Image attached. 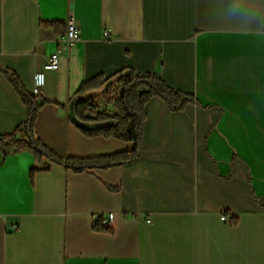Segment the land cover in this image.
<instances>
[{
	"label": "crops",
	"instance_id": "0c3cea01",
	"mask_svg": "<svg viewBox=\"0 0 264 264\" xmlns=\"http://www.w3.org/2000/svg\"><path fill=\"white\" fill-rule=\"evenodd\" d=\"M71 16L80 40L67 47ZM2 69L30 95L45 71L36 134L62 157L135 149L70 118L94 78L157 75L196 103L151 99L141 155L121 166L0 153V264H264V0H0V138L28 120Z\"/></svg>",
	"mask_w": 264,
	"mask_h": 264
},
{
	"label": "trees",
	"instance_id": "16d2710c",
	"mask_svg": "<svg viewBox=\"0 0 264 264\" xmlns=\"http://www.w3.org/2000/svg\"><path fill=\"white\" fill-rule=\"evenodd\" d=\"M44 25L61 28V25L55 23ZM2 70L9 76L20 94L28 110V120L13 134L0 138L1 157L29 152L38 161L47 158L53 163L78 173L92 169H108L137 160L141 155L145 106L154 97L165 100L173 111L183 110L189 104L196 103L193 95L173 90L157 75L137 76L130 73L118 79L112 77L106 80L102 77L94 78L86 82L77 96L71 100L74 103L76 121L71 116L70 118L86 136L102 135L106 138L133 142L135 149L131 152L93 158L62 157L47 148L36 134L37 114L45 105V101H40L38 97L30 95L13 72L7 69ZM117 87L122 88V96L112 98L113 94H117ZM101 98H105L107 104L115 106L117 110L115 115L110 116L101 111ZM42 169L48 170L49 167L44 166ZM233 222L235 223L234 219ZM93 228L96 231H109L104 227L102 219L96 221Z\"/></svg>",
	"mask_w": 264,
	"mask_h": 264
},
{
	"label": "built area",
	"instance_id": "2783aa9c",
	"mask_svg": "<svg viewBox=\"0 0 264 264\" xmlns=\"http://www.w3.org/2000/svg\"><path fill=\"white\" fill-rule=\"evenodd\" d=\"M105 37L108 39L109 37V32H105ZM80 40V30L78 26L76 25L75 19L73 16L69 18L68 25H67V30L65 34V41H66V46H72L76 42ZM59 53L56 52L52 54L51 56L48 57V60L45 64L44 70L45 71H56L59 68ZM45 71L42 72H36L34 75V87H33V96L40 98L43 94L44 87L46 85V77H45ZM117 94H113L111 97L114 98L115 96H122V88L117 87ZM102 100L100 101V108L102 104H106V99L101 98ZM97 101V100H96ZM114 215L109 214L108 217L104 220L103 225L104 227H108L110 222L113 220ZM229 216H223L222 220L226 221L228 220Z\"/></svg>",
	"mask_w": 264,
	"mask_h": 264
},
{
	"label": "water",
	"instance_id": "95a60500",
	"mask_svg": "<svg viewBox=\"0 0 264 264\" xmlns=\"http://www.w3.org/2000/svg\"><path fill=\"white\" fill-rule=\"evenodd\" d=\"M70 113H71V117L73 118V120L76 121V118L74 115V103H72V105H71Z\"/></svg>",
	"mask_w": 264,
	"mask_h": 264
}]
</instances>
